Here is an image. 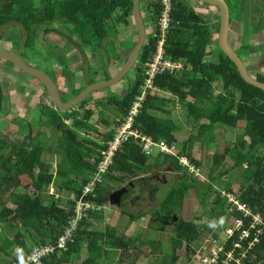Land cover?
<instances>
[{"label": "trees", "instance_id": "obj_1", "mask_svg": "<svg viewBox=\"0 0 264 264\" xmlns=\"http://www.w3.org/2000/svg\"><path fill=\"white\" fill-rule=\"evenodd\" d=\"M186 1H174L173 28L168 36L166 48L167 55L172 60L182 61L185 68L177 77L168 74L157 77L154 85L160 92L173 96L186 110L188 117L205 122L198 125L199 131L209 130L216 125L234 130L239 122H245V132L237 135L233 146L226 148L217 161L228 157L233 162L232 170L251 174V182L254 185H249L247 191L237 196L241 202L248 204L253 210L262 212L264 211V92L246 84L239 77L233 63L218 49L216 42L211 40V27L204 22L201 14L184 9ZM252 1L225 0L229 8L230 23L235 14H238L240 7V18L244 20L245 25L243 38L264 32V16L258 21L245 17L252 9ZM260 1L264 2V0ZM131 6L132 0H0V31L11 23L18 24L26 34L24 47L31 48L36 40V29L41 23H57L67 29L70 39H77L76 45L80 49L85 47L91 52L97 49L107 52L110 48L115 52L114 41L118 35L119 26L133 25ZM143 11L144 23L153 24L159 15V1L147 0ZM207 42L213 44L212 47L216 53L212 60L215 61L203 60V49ZM241 46L243 50H246L248 45ZM154 50L155 41L148 37L134 66V77L128 81V89L122 97L107 89L106 103L112 106L119 116L126 114L130 103L138 94L141 84V67L149 60ZM94 72L93 66L88 64V81L80 87L73 88L66 95L68 100L92 83L89 81ZM64 75L67 77L68 72L65 71ZM102 78L108 79L103 73ZM217 79L222 81L224 91L212 98V95L209 96L208 87L213 80ZM255 79L264 83V75L257 74ZM59 93L61 95L60 91ZM235 94H238V97ZM90 96L75 108H84ZM225 99L233 103L228 111L225 110ZM165 103L166 101L157 93L147 97L135 119V127L149 135L155 142L174 144V132L179 129L174 124L172 113L165 108ZM206 105H209V110ZM75 108L58 112L53 109L50 102L39 104L38 122L44 128L43 131L35 135H31L30 132L26 134L25 127L29 124L18 118L17 134L21 140L10 145L7 141L0 140V153L5 149L13 150L9 153L10 155L3 153L4 157H7L8 165H2L6 175L0 181V196L10 192L9 202L12 201L13 209L3 204L0 209V223L11 222L17 229L14 228L12 238L0 236L1 255L9 257L10 250L15 248L24 255L40 246L53 243L62 233L72 212L73 201L70 203L69 210L65 212L58 207L53 196L48 195L45 175L49 172L51 159H55L58 172L65 177V182L55 183L57 190L70 192L76 199L86 182L87 173L93 170L90 159L95 157L98 150L103 147L102 143L87 141L81 136V130L91 129L88 122L93 117V112L85 109L81 116L77 113L74 116L72 114ZM66 122H69V127H65ZM56 127L59 128L58 132L55 131ZM244 137L249 138L248 144L245 143ZM108 138L109 135L106 139ZM245 147L248 149L247 152L244 151ZM256 148L260 150V153H256ZM179 155L189 158L190 163L198 170L199 177L188 173L174 157L165 158L158 155L153 158L152 163H149L150 158L142 156L138 146L133 142L125 143L116 153L109 175L107 174L108 179L115 184L117 181L114 178L117 175L112 173H122L126 176H133L138 172L147 174V171L153 169L160 158H163V164L169 166L170 171L181 173L157 208L136 215L128 211L123 212L131 218L152 215L163 222H174L170 247L164 254L161 264H188L191 255L197 249L200 238L204 236L199 234L193 224L189 228L186 227L183 219L178 217L185 195L190 190L195 193L202 205L208 203L210 212L216 219L222 217L226 211L225 199L222 197L221 202L216 200L221 191H216L213 184L214 180L222 178L225 174L221 173L213 179L212 170L215 166L208 165V169H205L199 161L186 155L184 149L179 152ZM217 161L211 164L217 165ZM23 176L29 180V184L26 185L32 186L31 188L37 193L35 197H21L16 194L26 189V185L22 184ZM147 181V177H139L136 181L129 182L132 186L143 184L147 187ZM117 188L102 185L98 189V197H89L88 200L105 205L108 202L109 193ZM43 192L48 195V201L44 200ZM84 225L85 222L79 225L74 242L67 252L49 255L43 259L42 263L61 264L69 260L72 254L78 256L83 250L85 260L81 264H97L104 260V255L106 256L108 252L112 253L111 258L116 256L117 251L113 249L114 246H119L120 251L127 250L126 240L117 236L113 228L106 227L103 232H98L87 230ZM148 244L152 246V243ZM180 249L184 250V255L179 257L176 252ZM111 250H115L114 253ZM152 251V254H155L156 251ZM244 263L264 264V231L259 242L249 251Z\"/></svg>", "mask_w": 264, "mask_h": 264}, {"label": "rangeland", "instance_id": "obj_2", "mask_svg": "<svg viewBox=\"0 0 264 264\" xmlns=\"http://www.w3.org/2000/svg\"><path fill=\"white\" fill-rule=\"evenodd\" d=\"M145 3V0H141L140 2V8L143 17L145 16V13L143 11ZM252 4L253 6L252 9H250L251 11H249L245 15V17L251 18L252 21H258V19L264 16V2L260 0H255L252 1ZM184 9L186 11L192 10L201 14L204 22L211 27V40L213 42H216L217 29L219 26V11L214 7L199 3L195 0H187L184 4ZM244 28V20L240 18L239 7L238 14H235L233 20L229 24V31L227 37L228 44L235 52H237V54H239V57L243 59V62L247 67L249 74L253 78H255L257 74L264 75V32L260 33L257 39H255L254 35L251 37L243 38ZM67 34V29L62 28L57 23H41L36 29V40L34 45L31 48H25L23 54L30 56L34 53H42V55L47 57V60L42 64H39V66L43 69H47L49 63L55 62V56H53V49L49 48V44H57L56 47L59 46L58 48L64 46L63 49H65L66 47L71 49V46L77 48V45H75L77 43V39L71 38L70 43L68 44L66 41V36H68ZM147 36H149L148 31ZM0 37L4 40H2V44H4L6 47L12 46L13 50L17 48V43L15 42V40L21 42V46H23V48L25 46L26 34L18 24L11 23L5 26L0 32ZM136 41L137 33L135 32L134 24H131L127 27L120 25L118 28V35L116 37V40L114 41L115 52L110 48L107 49V52L101 49L91 52L85 47H82V50L78 48L77 51L74 52L75 56H71L69 60L71 61L73 57L75 59H73L74 64L70 69H73V71L76 72L75 74H73L76 76L75 78L73 77L70 81L68 80V85L73 86V88H77L78 86L80 87L83 85V83L88 81V64L90 66H93V69H95V74L92 75L89 82L104 80L102 78V73L106 74L108 79H110L117 73L119 68L125 62L130 52L132 51ZM40 42L42 43V45L39 44ZM43 44L44 46L48 45V48H44ZM212 45L208 42L205 44L203 49L204 61H215L212 60L216 53L214 52ZM241 45H248L247 49L243 51ZM1 67H3V61H0V75L2 71ZM57 71L60 72L59 69H57ZM13 72L16 73L15 75H13V77L15 76L16 80H14V82L12 81L10 85L5 80V82H2V86L5 87V89L9 87L12 92H17V90L18 93L19 91L20 93L24 92V95L21 98L22 101H20L21 106H23L24 103H32L33 101L34 103H36L37 107L35 109L33 108V106H26V108L28 109L25 112V116L28 118L29 123V125L25 127V133L28 134L30 132L31 135H35L37 132L44 130V128L41 127L38 122V105L41 101L47 100L48 95L46 93V90L34 78L32 79L31 77H28L27 75L18 73L16 71ZM133 77L134 67L117 86L109 88L110 91L112 93H115L119 97H122L126 92L128 81L133 79ZM13 83L15 84L13 85ZM223 91L224 85L219 79L213 80V82H211L208 87L209 96L212 95V98L222 94ZM106 93H108L107 89L103 91L93 92L84 108H75V111L72 114L75 116V113H77L78 116H81L85 109H90L94 114L91 120L88 122L91 129L81 130V136L84 140L103 143L106 140L107 135H109V125L105 124L103 122L104 120L102 119L108 120L109 123H113L115 118L120 117L115 111V109L106 103ZM235 95L236 97H238V94ZM8 96L12 99L13 102H16L17 95L11 93ZM64 98L65 101L68 100L67 96H64ZM29 100H31L32 102H29ZM165 101V108L172 113V117L175 120L174 124L179 130H183V132L192 135L199 132L198 125L194 126L192 124V119H188V116L186 115V110L180 103H178L175 98L169 97V99H166ZM225 102V110L228 111L232 108L233 103L232 101L226 99ZM7 106L9 107L8 110L5 111L4 109H2L4 111V115L2 114L0 117V140H8L9 142H11L17 139V119H22L19 114H23L15 111L16 107L14 108V105L11 106V103H7ZM69 125V122L65 123V127H69ZM215 127L216 128L214 133H212L209 137L202 139L207 141L204 142L206 143L205 148L193 145L192 151H196L194 152L196 154L202 153L203 161L206 160L209 166H215L214 170H212L213 179L217 178V175L221 173L225 174L222 178L214 180L213 184L215 185L216 191H221L223 193L230 194L234 193L240 196L243 192L247 191L250 186L254 185L251 182V174L249 172H242L241 170H232L231 166L233 162L228 157L219 161L217 160L218 157H220V155L224 153L226 148L233 146L234 142L236 141V138L238 137L237 135H241L245 132V122H239L237 128L234 130L218 125H216ZM55 131L58 132L59 128L57 130L55 129ZM244 141L248 144L249 138L244 137ZM12 151L13 150L10 148L7 150L5 149L2 151V153H0V181L6 175L2 168V165H8L6 161L7 157H4L3 153L7 155L9 153H12ZM244 151H248L247 147L244 148ZM255 151L256 153H260V150L258 151L257 148L255 149ZM155 156L156 155L149 157V163L153 162V158ZM51 160L52 163L50 165L49 172L45 175L46 183L48 184V186H50V184L53 182H65V177L62 173L58 172L56 168L55 159L52 158ZM215 160L218 162V164L212 165L211 163ZM156 163L158 164H156L155 168L153 167V169L148 170L147 174L138 172L133 176H126L122 173L111 172L112 174L117 175V177L114 178L117 183H112V181H110L108 179V176L106 175L107 177H105L103 185H110L111 187L117 186L119 188L129 181H136V179L139 177H147L148 181L147 187H145V193H139L141 194L139 200L135 201L133 206L128 207L127 211L133 213L134 215L138 213L149 212L151 209H155L158 207L161 200L164 198L166 192L177 182V179L181 174L170 171L169 166H165L163 164V158H160ZM199 163L201 165L200 161ZM21 179L22 184H29V180L25 176L21 177ZM108 182L110 184H108ZM31 187L32 186L26 185V189L20 191L23 193L17 192L16 194L21 197H35L37 193ZM9 194L10 192H6L3 196H0V209L2 208L3 204H7L6 207L8 208L13 207L12 201L8 202ZM43 198L45 201H48V195L45 192H43ZM221 199L222 193L220 194V196L216 197V200H219L220 202ZM71 201L72 200L70 195L66 196L62 194V198L57 199L56 203L57 205L64 206L66 212L67 210H69ZM107 209L108 211H106ZM112 210H116V208L106 204L104 205V208L101 213L106 216L110 214L111 212L109 211ZM178 217L183 219L186 224L185 226L188 228L191 224H193L200 235H206L207 231H209V227L212 228V230L215 229L219 221L218 218L216 219V217L212 216L208 203L206 205H202L197 200L195 193L191 190L185 195L183 206L181 207L178 213ZM128 221L134 222L136 226L131 230L130 235L129 230H127L125 233H121V226H117L118 235L124 234L125 237H121L126 240L128 248L127 250H121V260L119 258H116L115 256L110 258V252H108L107 259L110 260L109 263L161 264L164 254L170 247L171 239L173 237L174 222H163L161 219L152 215H147L142 218L128 217ZM14 228L16 229V227L13 226L11 222H3V230H0V234L3 237L6 236V238H12L14 236ZM148 243H152V246H150ZM113 249L119 250L120 247L114 246ZM115 250H113V253ZM152 250L156 251L155 254H152ZM8 252L9 251H7V253ZM176 254L179 257L183 256L184 250L180 249L176 252ZM18 257H20V255L16 252H14V255H10L9 257H6L2 254L0 255V264H12V262H14Z\"/></svg>", "mask_w": 264, "mask_h": 264}, {"label": "built area", "instance_id": "obj_3", "mask_svg": "<svg viewBox=\"0 0 264 264\" xmlns=\"http://www.w3.org/2000/svg\"><path fill=\"white\" fill-rule=\"evenodd\" d=\"M158 1L160 11L156 21L153 24L145 23L146 39L149 37L155 41V50L141 67V84L138 94L130 103L126 114L115 118L108 126L109 138L102 143L103 147L98 150V154L90 159L93 170L87 173L86 182L79 196L72 200V212L62 233L53 243L25 253L12 264H43L45 257L68 251L69 246L74 242L79 225L82 222L86 223L89 215L102 212L104 205L89 201L88 198L98 197V189L103 185L116 153L125 143H135L144 157L153 155L174 157L188 173L193 174L194 177L200 176L189 159L179 155L174 144L155 142L149 135L135 127V119L141 111L143 102L147 97L160 92L154 85L155 79L165 74L177 77L185 68L182 61L172 60L166 52L167 39L173 28L172 13L175 0ZM221 193L225 199V214L218 218L215 229L211 228V231L209 227V233L200 238L197 249L191 255L188 264H245L249 251L259 242L264 231V211L253 210L233 193ZM48 195L53 196L55 201L59 199L53 187L48 188Z\"/></svg>", "mask_w": 264, "mask_h": 264}, {"label": "crops", "instance_id": "obj_4", "mask_svg": "<svg viewBox=\"0 0 264 264\" xmlns=\"http://www.w3.org/2000/svg\"><path fill=\"white\" fill-rule=\"evenodd\" d=\"M253 1H255V0H253ZM262 32L263 31L257 33L255 35V39H257L258 38V35L260 33H262ZM46 35H47V33H46ZM66 37H67L66 38V41L69 44L70 43V38L68 36H66ZM39 44L42 45L41 42ZM56 45L57 44H49V48L50 49L51 48L53 49V53H54L53 56H55V62L54 63H49V65L47 66V69H43V68H41L39 66V64H42L43 62H45L47 60V57H45L44 55H42V53H34V54H31L30 56H28V55H24V56L29 59V61L31 62V64H33V67L34 68L39 69V70L45 72L46 74H48L55 81V83H56L59 91L61 92V96L63 97V99H65L64 96L68 95L70 93V91L73 89V86L68 85L67 82H69L73 77L75 78V76H76V75H73L76 72L73 71V69H70V68H72V65L74 64V60L75 59L73 57L74 60L73 59L71 61H69V60H70V57L71 56H75V53L74 52L77 51V49L79 48V46H77V48L71 46V49L70 48H67V47L65 49H63L64 46L58 48L59 46L56 47ZM43 46H44V44H43ZM44 48H48V45L47 46H44ZM54 50H57V51H54ZM97 50H99V49H97ZM241 60L243 61L242 58H241ZM70 65H71V67H70ZM9 66L6 67L5 69H3V71H5V72H1L0 80H1V82H5V80H6V82H8V84L10 85L12 81L14 82V80H16V78H15V76L13 77L14 74H11V71L12 70L9 69L10 68ZM57 69H59L60 72H58ZM246 69H247V67H246ZM65 71L68 72V76L67 77H65V75H64ZM248 73H249V71H248ZM15 83H13V85ZM68 87H70V88H68ZM7 88L5 89V87L2 86V89L1 90H3V92L6 95H9L11 93L17 95L16 102H13L12 99H11V106L14 105V108L16 107V110L15 111H17L19 113H22L23 115H20L19 114V116L22 117V120H24L25 122L28 123V118L25 116V112L28 109V108H26V106L27 107L28 106H33V108L35 109L37 107L36 106V103H34V101L32 102L31 100H29V102L31 101L32 103H24V105L21 106L20 101H22L21 98L23 97L24 92L20 93V91H19V93H18V90H17V92H14V91L12 92L11 89H9V87H7ZM157 94L161 95L164 100L169 99V97H172L173 98V96H171L168 93L157 92ZM42 102L49 103L50 101H49V98H48L47 100L42 101ZM206 108H207V110H209V105H206ZM3 112L0 113V117H1L2 114L4 115ZM188 119H192V124L194 126L205 123L203 120H199L197 118L194 119L192 117H188ZM102 120H104L103 122L104 123H107L108 125H111L112 124V123H109L108 120H105V119H102ZM215 128L216 127H213L211 129L206 130V131H203V132L202 131H199L198 133H196L194 135L187 134L186 132H183V130H175V132H174V138H175L174 145H175L178 153L181 152V151H183V149H184L186 155L191 156L196 161H200L201 164H202V166L205 169H208V166H207L208 163L206 162V160L203 161L202 153H200V154L194 153L196 151H192V147H193V145H196L197 147L205 148V144L206 143H204V142L206 140H202V139L203 138H206V137H209L212 133H214ZM208 147H209V145H208ZM180 156H185V155H180ZM156 164H158V163H156ZM155 166H154V168H155ZM112 183H114V182H112ZM108 184H110V183H108ZM49 187H53L54 188L55 193L57 195H59V199L62 198V194H63V195H66V196L67 195H70L71 196V200H73V195L70 192H67L65 190L58 191L57 190V187H56V185H55L54 182L51 183L50 186H48V188ZM115 187H117V186H115ZM6 205L7 204H5V206ZM58 207L60 209H62V210H65V207L62 206V205H58ZM11 208L13 209V207H11ZM106 211H108V209ZM109 212H111V213L108 214V215H106V216H104L103 213L91 214L90 215V218L86 221L84 227L87 230L98 231V232H103L106 227H111V228L114 229L115 234L117 236H124V234L123 235H118L117 228L120 225L121 226V230H122L121 233H123V232L125 233L127 230H129V235H130L131 234V230L134 227H136L135 226V223L134 222H131V221H128L127 215L123 214V212H120L117 209L116 210L109 211ZM107 224H108V226H107ZM0 230H3V223H0ZM0 236L2 238H6V236L3 237L1 234H0ZM107 249H109V248L107 247ZM116 251H117V254H116L115 257L116 258H119L121 260L120 255L122 254V252L120 250H116ZM14 252H16L17 254L19 253L20 257L22 256V252L19 251L16 248L10 250L9 254L10 255H14ZM109 255H110V258H111L112 253H109ZM20 257L16 258V260L19 259ZM104 257H105L104 260L98 262L97 264H110L109 263L110 260L107 259V254H106V256L104 255ZM68 259L69 260H66V261L62 262L61 264H81L85 260V252L82 250L78 256H76L75 254H72L71 257L68 258Z\"/></svg>", "mask_w": 264, "mask_h": 264}, {"label": "water", "instance_id": "obj_5", "mask_svg": "<svg viewBox=\"0 0 264 264\" xmlns=\"http://www.w3.org/2000/svg\"><path fill=\"white\" fill-rule=\"evenodd\" d=\"M199 3L216 8L219 11V26L217 31L216 45L218 49L233 63L239 77L248 85H251L262 92H264V83L257 81L247 71L243 61L238 54L228 44V31H229V8L225 0H195ZM141 0H132L131 6V18L137 33V41L130 52L129 56L119 68L117 73L108 80L95 81L88 84L83 90H81L76 96L65 101L61 98L59 89L55 81L45 72L34 68L24 62V60L17 54L0 50V60L5 61L13 65L16 69L24 74L36 79L40 85L46 90L49 101L52 104L54 110L58 112H66L81 104L85 101L93 92L103 91L105 89L117 86L122 79L131 71L134 65L137 63L139 53L146 41V29L143 21V16L140 9ZM129 83H127L128 89ZM58 127H56V130ZM132 183L128 182L126 185L111 191L108 195V204L115 207L120 212H126L128 208L127 199V186H131Z\"/></svg>", "mask_w": 264, "mask_h": 264}, {"label": "flooded vegetation", "instance_id": "obj_6", "mask_svg": "<svg viewBox=\"0 0 264 264\" xmlns=\"http://www.w3.org/2000/svg\"><path fill=\"white\" fill-rule=\"evenodd\" d=\"M2 31V30H1ZM0 31V32H1ZM3 39L0 37V50H6V51H10V52H13V53H15V54H17L19 57H21L23 60H24V62L26 63V64H28V65H30V66H33V64H31V62L29 61V59L27 58V57H25L24 56V49H25V47L23 48V46H21V42H19V41H17V40H15V42L17 43V48L15 49V50H13V48H12V46H9V47H6L4 44H2V42L4 41H2ZM0 61H2V60H0ZM10 67L9 69L10 70H12V71H16V72H18V73H21V74H24L23 72H21V71H19L18 69H16L13 65H11L10 63H8V62H5V61H3V67H1V70L3 71V69H5L6 67H8V66ZM1 71V72H2ZM11 71V74H14L15 75V73L14 72H12ZM24 75H26V74H24ZM11 76V75H10ZM28 76V75H27ZM28 77H30V76H28ZM32 78V77H31ZM33 79V78H32ZM36 80V79H35ZM2 89V82H1V80H0V113L1 112H3V110L2 109H4L5 111H7L8 110V106H7V103H11V98L8 96V95H6L4 92H3V90H1ZM8 96V97H7ZM61 98L63 99V97L61 96ZM64 100V99H63ZM43 103H45V102H40V104H43ZM18 130V129H17ZM16 133H17V131H16ZM16 136H17V139H15V140H13V141H11V142H9L8 140H5V141H7L8 142V144L10 145V144H16L17 143V140H21V138H20V136L18 135V134H16ZM145 186L143 185V184H136V185H134V186H128L127 187V194L125 195V197H126V199H127V204H128V207H131V206H133L134 205V202L135 201H137V200H139V197L141 196V194H139V193H145Z\"/></svg>", "mask_w": 264, "mask_h": 264}, {"label": "clouds", "instance_id": "obj_7", "mask_svg": "<svg viewBox=\"0 0 264 264\" xmlns=\"http://www.w3.org/2000/svg\"><path fill=\"white\" fill-rule=\"evenodd\" d=\"M108 203V202H107Z\"/></svg>", "mask_w": 264, "mask_h": 264}]
</instances>
